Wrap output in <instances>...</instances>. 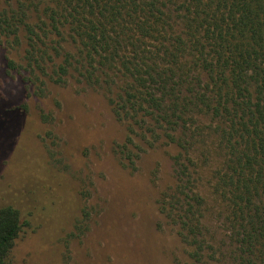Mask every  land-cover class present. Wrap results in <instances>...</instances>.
I'll return each instance as SVG.
<instances>
[{"label":"rangeland","instance_id":"rangeland-1","mask_svg":"<svg viewBox=\"0 0 264 264\" xmlns=\"http://www.w3.org/2000/svg\"><path fill=\"white\" fill-rule=\"evenodd\" d=\"M21 1L38 8L28 22L46 35L38 30L36 40L45 71L28 69L26 31L18 44L0 37V207L15 206L25 222L11 264H233L214 191L224 158L208 137L211 119L196 117L189 131L149 109L118 119L110 101L121 81H84L72 33L44 25L48 0ZM9 7L0 0V12ZM69 57L56 84L55 68ZM180 186L182 202L194 205L188 218L202 227L197 244L183 239L184 210L170 206Z\"/></svg>","mask_w":264,"mask_h":264},{"label":"trees","instance_id":"trees-1","mask_svg":"<svg viewBox=\"0 0 264 264\" xmlns=\"http://www.w3.org/2000/svg\"><path fill=\"white\" fill-rule=\"evenodd\" d=\"M6 3L11 7L0 12V37L14 36L18 44L26 31L28 69L45 71L37 57L42 28L28 22L38 8ZM40 16L49 20V33L60 35L61 26L72 33L84 81H121L110 101L118 119L149 109L188 131L196 117L211 119L208 137L224 158L214 191L226 208L233 264H264V0H48ZM71 60L55 68L56 84ZM186 188L173 193L170 206L184 210L183 239L197 244L202 227L188 218L194 205L182 202ZM192 200L202 204L199 196ZM24 224L18 208L0 207V264H11Z\"/></svg>","mask_w":264,"mask_h":264}]
</instances>
